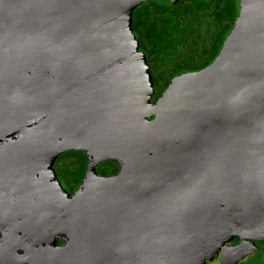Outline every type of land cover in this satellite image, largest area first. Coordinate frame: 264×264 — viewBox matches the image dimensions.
Segmentation results:
<instances>
[{"label": "water", "instance_id": "1", "mask_svg": "<svg viewBox=\"0 0 264 264\" xmlns=\"http://www.w3.org/2000/svg\"><path fill=\"white\" fill-rule=\"evenodd\" d=\"M152 1L0 0L2 258L21 240L32 264H206L264 236V0H240L216 60L156 105L133 30ZM70 151L90 158L74 194L55 170Z\"/></svg>", "mask_w": 264, "mask_h": 264}, {"label": "trees", "instance_id": "2", "mask_svg": "<svg viewBox=\"0 0 264 264\" xmlns=\"http://www.w3.org/2000/svg\"><path fill=\"white\" fill-rule=\"evenodd\" d=\"M239 15L240 0H179L175 4L155 0L140 6L134 13L133 30L160 91L176 77L211 65ZM64 161L62 156L56 163L58 174L67 188L75 190L85 167Z\"/></svg>", "mask_w": 264, "mask_h": 264}, {"label": "flooded vegetation", "instance_id": "3", "mask_svg": "<svg viewBox=\"0 0 264 264\" xmlns=\"http://www.w3.org/2000/svg\"><path fill=\"white\" fill-rule=\"evenodd\" d=\"M207 68V67H206ZM205 68V69H206ZM204 70V69H203ZM201 71V70H200ZM198 72V71H197ZM151 73V70H150ZM152 74V73H151ZM187 74V73H186ZM153 76V75H152ZM154 80V77H153ZM172 82L165 88L163 91H160L159 84L155 83L154 81V93L152 95L151 103L153 105H156L160 99L164 96L166 91L171 87ZM1 143H0V164H2V158H1ZM82 152V154H80ZM73 153H78V155L74 156ZM64 156V162L65 164H71V163H83L82 168H84L85 179L90 165V158L88 153L85 151H70L67 152L59 157L58 162L60 161V158ZM97 173L100 177H115L119 174L121 168L120 166L115 162H103L100 163L97 167ZM55 170L57 173L58 178L60 179L63 187L70 193L74 194L76 191L79 190L83 180L81 183L77 184V188L75 190L69 189L66 187L62 179L60 178L57 170V165H55ZM73 181V180H70ZM7 213V212H5ZM11 214V215H10ZM4 221L9 222V224L13 227V222H16L17 224L20 223L22 226L23 220L20 218L18 220L17 218H14L12 213H9L8 216H4ZM0 263L1 264H32L33 260V253L31 251L27 253L26 250L23 249L22 243L20 240V243L17 246L18 252L10 249L12 254H18V257L13 258H2L1 252L3 248H7L6 244H2V231H6L7 226L0 225ZM13 231V230H12ZM26 239H29V237H25ZM59 244H62L60 241ZM26 258H23L25 257ZM206 264H264V236L260 238L255 239H246L243 240L241 237L235 236L234 238L227 241L218 251V254L215 255V257L209 261H207Z\"/></svg>", "mask_w": 264, "mask_h": 264}]
</instances>
